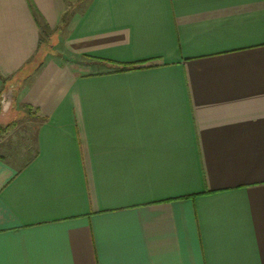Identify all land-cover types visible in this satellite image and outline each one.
I'll return each mask as SVG.
<instances>
[{
    "label": "crops",
    "instance_id": "1",
    "mask_svg": "<svg viewBox=\"0 0 264 264\" xmlns=\"http://www.w3.org/2000/svg\"><path fill=\"white\" fill-rule=\"evenodd\" d=\"M0 90V264H264V0H0Z\"/></svg>",
    "mask_w": 264,
    "mask_h": 264
},
{
    "label": "trees",
    "instance_id": "2",
    "mask_svg": "<svg viewBox=\"0 0 264 264\" xmlns=\"http://www.w3.org/2000/svg\"><path fill=\"white\" fill-rule=\"evenodd\" d=\"M113 64L116 65V69L114 71H123L128 69L144 67L143 62H134L129 64H118V63H113ZM1 92L2 90H0V96H1ZM13 127H14V120H10L4 125H0V135L10 131Z\"/></svg>",
    "mask_w": 264,
    "mask_h": 264
},
{
    "label": "rangeland",
    "instance_id": "3",
    "mask_svg": "<svg viewBox=\"0 0 264 264\" xmlns=\"http://www.w3.org/2000/svg\"><path fill=\"white\" fill-rule=\"evenodd\" d=\"M8 117V116H7ZM5 123H7V118L1 116L0 117V125H4ZM7 135L6 133L5 134H1L0 135V147L2 148V146L4 147L6 144H5V141L7 140Z\"/></svg>",
    "mask_w": 264,
    "mask_h": 264
}]
</instances>
